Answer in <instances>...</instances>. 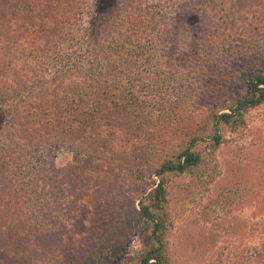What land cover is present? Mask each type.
<instances>
[{
  "label": "trees",
  "instance_id": "obj_1",
  "mask_svg": "<svg viewBox=\"0 0 264 264\" xmlns=\"http://www.w3.org/2000/svg\"><path fill=\"white\" fill-rule=\"evenodd\" d=\"M163 1L0 0V264H108L126 251L134 214L145 237L131 264H172L178 180H200L222 145L245 135L247 114L264 103V59L247 70L234 66L249 63L244 53L229 59L230 49L255 48V31L238 37L252 28L238 0H202L193 45L172 51L161 13L174 9ZM249 1L264 14V0ZM230 78L224 103L213 93ZM191 79L194 112L203 110L193 133L145 171L123 164L137 149L149 153L145 137L158 150L155 94ZM67 151L71 167L59 178L48 164ZM121 177L135 188L123 208L111 202Z\"/></svg>",
  "mask_w": 264,
  "mask_h": 264
},
{
  "label": "rangeland",
  "instance_id": "obj_2",
  "mask_svg": "<svg viewBox=\"0 0 264 264\" xmlns=\"http://www.w3.org/2000/svg\"><path fill=\"white\" fill-rule=\"evenodd\" d=\"M189 1L186 8L183 0H164L158 5L164 12H173L174 9L170 18L161 13L167 24L171 19L172 51L190 49L197 31L200 30V13L196 12H199L197 9L202 0ZM238 1L240 6H244L242 19L255 29L246 26L245 31L240 32L238 37L245 40L249 28L250 31H255L254 40L250 42L255 48L248 50L246 46H240L241 48L230 49L233 53L229 59L238 53H244L249 63L243 62L234 66L239 70H247L256 62L257 57L264 59L263 5L260 4L258 9L254 8L256 10L252 11L249 0ZM239 15L241 14L238 9L234 17ZM256 26L258 27L255 28ZM230 40L231 44L238 42L237 37L233 40L230 37ZM240 42L244 46L243 41ZM193 80L192 86L185 83L181 88V85L173 83L169 94L166 91L161 95L155 94L156 104L150 118H154L153 127L158 129V150H151V142L145 137L144 146L149 153L146 154L142 148L137 149L130 155L132 157L123 158V164L130 160L128 163H132L139 172L145 171L149 164L181 144L187 135L193 133L197 120L195 115L203 113L201 108L194 112L197 109L194 105L197 97L195 94L191 95L194 89H197L195 93L198 95L199 87H195L196 82ZM233 81V78L223 80L225 91L213 93V97L220 98L224 103L232 98ZM212 99L204 101L202 105H208L209 101L211 104ZM247 118L249 126L245 135L237 141L223 144L216 157L207 165L200 180L194 181L192 177L178 180L180 186L174 193L171 207L173 226L168 236L172 264H264V103L251 109ZM3 121L4 112L0 110V128ZM140 130V127L136 129L137 135ZM72 160L71 152L60 153L51 159L48 171L62 178L69 172ZM118 182L121 189L113 188L111 202L113 204L116 200L123 208L128 205L135 188L132 184L127 185L123 177L117 184ZM109 185H105L108 190ZM75 193L77 191L71 197ZM74 198L75 196L72 199ZM94 216L95 214L92 215V223L95 221ZM144 224V219L133 215L131 237L126 242V251L116 255L115 259L111 258L108 264H131V256L140 248L145 237ZM61 259L64 257L61 256ZM46 264L53 262L48 258Z\"/></svg>",
  "mask_w": 264,
  "mask_h": 264
}]
</instances>
